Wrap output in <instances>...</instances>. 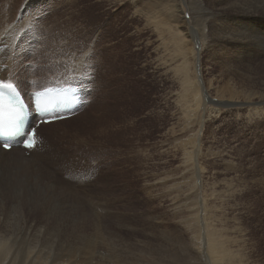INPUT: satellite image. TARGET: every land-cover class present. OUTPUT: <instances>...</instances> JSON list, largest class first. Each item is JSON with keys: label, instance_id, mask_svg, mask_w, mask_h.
Here are the masks:
<instances>
[{"label": "rangeland", "instance_id": "obj_1", "mask_svg": "<svg viewBox=\"0 0 264 264\" xmlns=\"http://www.w3.org/2000/svg\"><path fill=\"white\" fill-rule=\"evenodd\" d=\"M167 4L162 3V8ZM197 12L186 14L192 26L197 25L194 15L202 20L203 11ZM227 21L234 27L233 16ZM165 33L148 27L129 0H0V37L4 36L0 57L13 67L9 75L14 76V84L25 93L32 85L42 90L60 83L81 84L92 99L69 126L56 125L40 133L39 150L46 159L43 172H58L61 195L57 199L65 202L63 213L78 211L77 205L86 203L88 209L83 211L94 215L85 224L92 239L95 232L86 225L98 215L103 219L94 205L111 215L108 222L120 216L111 223L113 227H107V236L120 241L115 249L121 258L150 242L159 246L172 238L174 230H182L183 237L181 233L174 236L181 244L171 242V254L161 257L159 251L153 252L163 264L178 263L172 253L184 264H208L203 255L209 249L208 230L201 223L203 234H199L191 225L204 217L206 225L227 239L235 263L264 264V115L250 113L253 106L217 103L220 94L229 98L227 89H242L223 73L207 46H194L200 80L191 69L196 60L189 77L177 71L190 47L185 42V53L180 51L184 56L178 51L173 54L171 46L161 40ZM247 53L249 63L243 67L254 73L251 68L264 58ZM227 56L235 59L232 53ZM197 80L208 89L206 101ZM64 129L69 136L87 135V145L73 143V137L56 141L54 131ZM80 156L85 157L88 170L77 162ZM67 157L75 160L73 166ZM82 172L89 179L77 180ZM3 198L0 214L13 221L19 200ZM35 203L39 210L58 211L52 200L42 198ZM16 224L10 234L22 243L37 233V227L25 231ZM187 225L190 228H182ZM63 238L69 240L70 234L64 233ZM192 241H197L194 247ZM186 244L192 249H185ZM197 246L204 249L198 262L189 258ZM148 253L130 256L128 264H154L144 257ZM100 260L113 264L108 255Z\"/></svg>", "mask_w": 264, "mask_h": 264}, {"label": "bare ground", "instance_id": "obj_2", "mask_svg": "<svg viewBox=\"0 0 264 264\" xmlns=\"http://www.w3.org/2000/svg\"><path fill=\"white\" fill-rule=\"evenodd\" d=\"M119 1L124 2L125 0ZM129 1H132L136 15L145 19L148 27L164 29L166 33L161 40L167 44L168 48L171 46L172 51H174V53L172 52L173 54H175V51H184L187 45H189L190 48H187L190 50L189 55L186 54L184 56L183 53L180 52L184 56L185 61L176 68L177 71H185L187 77H189L191 64L196 60V64H194L195 69L194 67L191 69L193 73L197 75L198 80H200L201 65L195 55L194 46H197V48H200V46H207L214 52L216 59H218L223 66V73L226 75L228 74L232 78L230 81L236 80V85H239V88L242 89L241 91L227 89L226 93L230 95L229 98L220 94L215 98L217 103L223 106L227 105L228 107L253 106L249 109L250 113L257 117L264 115V62L255 64L254 70L251 68L253 65H250V68L252 69L251 71L254 73L248 72L247 69L243 67L249 63V60L247 61L246 57V54L249 57L247 52H252L260 55L261 58H264V0ZM165 2L168 4L167 6H164L165 8L163 9L161 4H164ZM197 10L203 11V13H201L202 16L200 17L202 20L198 19L199 16L194 15V24L197 22V25L192 26V22L186 20L185 17L186 14L189 15L193 11L197 12ZM230 16L234 17V27L227 21V18ZM158 25L162 26L158 27ZM2 38H4V36L0 37V44L3 43L1 42ZM185 42L188 44H185L184 46ZM229 48L232 52L228 51ZM4 49H6V47ZM215 51H217V53H215ZM229 53H232L235 59L230 58V56L228 57L227 55ZM187 55L190 57H187ZM258 60L261 61L260 58H258ZM3 66L7 65L4 64V60L0 57V79L10 81L14 84V76L9 75L10 72L13 71V67L8 66V68L2 72L1 68ZM78 80L79 78H77L76 81ZM198 80L195 81V83H197V85L199 83L201 88L203 86L206 101L209 96L208 89ZM67 85L74 84L60 83L53 87ZM212 99H210V101H212ZM238 100H243V102H239ZM74 119L75 118H70L57 123L43 125L40 126L38 130L41 133L45 129L56 125H68L75 122ZM67 133H69V131H65V129L57 130L54 131L53 137L56 141L63 137L66 140H70L71 137H73V143L77 142V144L84 145L86 143L87 145L88 142L85 139L87 135L80 138L77 132L75 135L71 134V136ZM66 140H64V142H66ZM57 146H59V149L61 150V143L57 142ZM39 148L32 151L31 157H25L21 151H14L12 149L11 151L6 152L0 149V200L2 201H0V205L5 206V203H3V197L16 199V201L19 200L17 201L18 210L16 209L17 212H14L13 214V221L8 217L4 219L3 215L0 214V264H104L100 259L105 257V255L109 256V259L113 261V264H128L130 256H135L136 254L143 256L147 252L150 253L144 257L149 258V261L154 264H163V262L159 263V260L157 261L159 254H153V252L157 250L160 252L161 257H166L167 254H171V242L174 246L181 244L174 238V236L177 233H181L180 237H183V231L176 229L171 234L172 238L170 237L171 239H167L165 242H160L159 246L152 245V242H150V244H146L147 246H144L143 248L137 247L130 249L129 254L124 258L117 256L115 245L121 243L119 240L115 239L113 241L111 237L108 238L107 227H113L111 223L116 221L120 216L118 217V215H114L115 219L108 222L111 219V215H106L103 208L101 209V207H97V209L94 205L92 207L93 210L98 212L103 219H100V216L96 213L98 216L93 219L94 221H89L90 224L86 225L90 226L95 232L93 233L94 236L92 239V235L86 233L87 229L85 224H87V220L94 215L83 211L88 209L85 205L86 203L77 205V208L79 209L78 211L71 206V210H74L70 211V214L63 213L61 207L64 206L65 202L57 199V195H61V190L58 188L60 185L58 184V172L56 173V171L51 169V173L48 175L44 174L43 160L45 161L46 159L43 158V155H45L44 152L41 149L39 150ZM67 160L71 163V166L75 164L74 159H69V157H67ZM83 161H85L84 156L77 158V162L82 165L81 168L88 170L84 167ZM76 177L77 180H81L82 177L89 179V176L85 174V172H82ZM51 179L55 181H51ZM14 196H17V198ZM42 198L52 200L53 205L58 211L54 209L52 211H49L48 209L39 210L40 206L35 203V200ZM33 220L38 222L36 223ZM78 220L83 221L79 222ZM16 222V225H21L25 231H33L37 227V233L29 241L22 243L13 233L10 234L13 224ZM117 222L120 223L121 221L117 220ZM201 223L203 226H206L205 229L208 230L206 231L207 238L209 239V249L208 251L203 248L200 250L197 246L198 249L193 250L192 253L194 254L191 253L192 257L189 258L198 262L200 258L199 255H202L201 253L204 250L203 255L207 257L208 264H237L234 262L236 260V255L233 254L232 249L231 251L229 250L230 248L228 249L227 239L223 238L224 236L219 233L220 236L217 231L210 228L209 225H206L207 219L201 217V220H199L198 223L192 221L191 225H193L195 229H198L200 232L199 234H203ZM189 226L181 227L188 229L190 228ZM64 233L70 234L69 240L63 238ZM194 238L197 240L199 237ZM194 238L193 241L195 240ZM193 241L191 242L192 246L199 240L195 242ZM49 245L52 247H49ZM192 246L186 244L185 249H188L189 251L192 249ZM28 248L29 251L27 250ZM231 248L233 247L231 246ZM19 251L23 252L22 256H15V253ZM134 251L136 254L132 253ZM233 251L235 250L233 249ZM171 256L178 260L177 264H184L183 261L179 260L181 258L177 259L176 253H172ZM146 263L150 264L148 261ZM132 264H142V262L139 261L138 263Z\"/></svg>", "mask_w": 264, "mask_h": 264}, {"label": "snow or ice", "instance_id": "obj_3", "mask_svg": "<svg viewBox=\"0 0 264 264\" xmlns=\"http://www.w3.org/2000/svg\"><path fill=\"white\" fill-rule=\"evenodd\" d=\"M0 90H7L11 94H17V87L15 84H13L10 81L0 79ZM54 90L51 88L45 89L44 91H38L35 93V103L37 108L42 113H47L49 111V108L47 107L49 100L48 96L53 92ZM10 105L4 100V92L0 91V118H2L5 115L4 110L6 108H9ZM16 112L17 117L20 116V110L16 109L14 110ZM56 119H59L60 117H55ZM44 123H51L52 120H44L42 121ZM16 131H20L19 125H16ZM38 143L37 139V133L36 130L33 128L28 134L27 139L25 140L24 146L28 149L34 148ZM10 144L8 142L3 143V148L8 149L10 148Z\"/></svg>", "mask_w": 264, "mask_h": 264}]
</instances>
